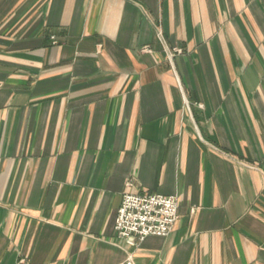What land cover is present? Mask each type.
Here are the masks:
<instances>
[{
    "label": "crops",
    "instance_id": "crops-1",
    "mask_svg": "<svg viewBox=\"0 0 264 264\" xmlns=\"http://www.w3.org/2000/svg\"><path fill=\"white\" fill-rule=\"evenodd\" d=\"M129 258L264 264V0H0V264Z\"/></svg>",
    "mask_w": 264,
    "mask_h": 264
},
{
    "label": "built area",
    "instance_id": "built-area-1",
    "mask_svg": "<svg viewBox=\"0 0 264 264\" xmlns=\"http://www.w3.org/2000/svg\"><path fill=\"white\" fill-rule=\"evenodd\" d=\"M178 210L176 196L125 193L116 217L117 236L131 247H137L150 236L166 237L179 218ZM122 264L135 262L129 258Z\"/></svg>",
    "mask_w": 264,
    "mask_h": 264
}]
</instances>
